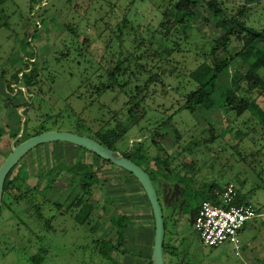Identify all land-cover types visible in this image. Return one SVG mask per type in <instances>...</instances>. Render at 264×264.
Instances as JSON below:
<instances>
[{"label": "rangeland", "instance_id": "obj_1", "mask_svg": "<svg viewBox=\"0 0 264 264\" xmlns=\"http://www.w3.org/2000/svg\"><path fill=\"white\" fill-rule=\"evenodd\" d=\"M133 1L94 0L89 3L87 0H73L72 3H68L67 0H0V130H3L4 135L0 139V164L5 161L12 148L14 140L11 141V136L21 130L18 136L22 139L26 121L30 129L48 122L47 125L53 131H57L58 128L52 125L53 121H47V114L55 116L62 113L63 118L60 121L64 120L63 129L73 132L78 129L84 135H90L88 127L93 132L99 130L111 119L113 112L122 110L120 112L123 123L128 122L127 108L124 107L127 99L120 96L118 100L113 101L114 94L109 92L95 103L93 109L81 115L84 121L80 128L75 129L77 116L70 115L67 103H70L77 112H82V103H89L91 100L88 97L84 102L75 99L67 101L71 88H66L61 78L65 79L71 72L83 74L85 69H88V73H92L95 68H86L84 64L74 62L58 64L54 61L57 57L54 52L62 50L66 53L68 46L71 47V51L77 47V39L68 31L62 32L60 36L55 33L59 31L60 25H77L81 22L79 43L81 44L84 38L82 36L89 38L90 48L86 45L85 48L94 59H99L104 53L103 40L99 39V36L105 28L101 18L99 19L100 16L103 18L107 16L105 22L114 26L122 21L124 12H129V18L133 19L132 15L137 11L140 13L137 23L144 26L142 30L146 33L149 24L153 29L160 25V15L156 11L170 9L168 0H149L144 3L139 0ZM221 1L229 19L236 17L246 2V0ZM113 5L117 6L110 13ZM250 8L248 23L261 31L264 29V0ZM208 12L200 8L201 17L192 21L185 28L184 33L179 31L177 35H174L173 40L180 43L182 49L181 53L173 54L176 61H179V71L175 75H167L164 78L165 87L160 84L150 89L144 104L145 111H141V114L146 112L144 120L117 146L121 154H133L138 148L143 147L140 159L144 163L140 164L149 170L155 167L154 158L159 148L165 151L175 148L177 132H179L182 134L184 145L190 142L197 144L189 153L190 158L194 161L199 160L201 166L205 164L196 177L198 183L216 182L224 190L228 183L232 182L241 192L244 201L257 210L259 216L248 221L241 231V244L238 246V251L230 243L210 248L203 244L195 231L191 213L187 212V207L192 205L187 201L188 198L172 185L171 198L167 201L165 188L162 190L159 181L154 177L166 224V264H264V189L259 188L263 185L264 157L261 155L251 157L252 153L257 151L264 152V138L260 134L261 131L258 129L256 141L253 144L249 138L241 135L239 129L242 122L250 117L249 115L240 118L233 125L230 124L229 119L223 117L218 108L211 112L197 111L194 114L187 110L178 112L179 108L186 103L187 95L197 89V82L207 81L212 76L213 61H207L208 64L203 65L204 55L211 46H216L215 41L221 40L231 26L226 25L221 16ZM47 17H51L53 21L40 30L41 25L36 22ZM97 19L96 26H92L91 23H95ZM52 28L54 33H51ZM48 30H50L49 37H44L38 47H33L31 45L33 43L30 44L36 32L38 37H41L39 35L48 33ZM51 38L55 42H52ZM127 45L129 48L134 46L129 41ZM172 46L171 43L170 47ZM229 48L232 52H237L241 44L232 38ZM36 50L39 52L36 57L38 66L48 61L50 71L60 74V77L53 86L54 89L51 90V84L43 76L40 84L42 92H38L36 88L34 93L37 96L30 101L32 95L26 88L17 84L14 89L22 92L14 94L9 85L14 76L28 65ZM219 55L224 56L223 49L219 51ZM45 57L48 59L46 60ZM93 65L95 66V63ZM247 70L246 65L239 66V72L246 73ZM259 74L264 79V70H260ZM74 81L77 82V78ZM229 81L230 77L227 74L223 75L219 91L225 90ZM258 103L264 112V96L258 100ZM101 106L102 110L99 111ZM164 122L168 123L163 129L166 137L161 140L157 138L158 147L151 144L148 138ZM229 124L233 127L232 136L228 135L225 138L217 136L216 142L207 148L204 141L211 138L209 128L214 127L217 133H221ZM68 145L72 144L61 143L57 148L44 147L40 150V155L51 166L79 160L82 156L81 149ZM84 157L95 165L100 177L108 179L106 184L98 189L95 198H103L106 195L114 198L118 203L111 209L132 218L131 227L126 232V245L120 247V250L126 249L129 253L124 258L113 254L114 258L121 264H150L155 238V222L151 215V205L145 200L144 190L123 169L104 163L96 156L91 158L88 154H84ZM176 180L178 181L177 176H172L168 180L162 178L163 184L169 182L176 185L178 184ZM69 181V178H65L55 189L42 190L37 196V203H44L43 212L47 213L42 221H32L30 215L23 212L25 205L18 208L16 215L6 207H2L0 264H35L31 258L37 255L43 258L41 264H116L101 257L95 247L97 238L91 234L88 226L77 221V212L67 214L51 211L54 209V202L65 200L69 193L67 188ZM180 188L182 189V186ZM185 203L188 206L184 212L179 213L178 206L183 207ZM96 235L110 242H116L117 239L109 219L103 221ZM37 237L41 240L39 241ZM40 249L44 250L43 255L40 254Z\"/></svg>", "mask_w": 264, "mask_h": 264}, {"label": "trees", "instance_id": "obj_2", "mask_svg": "<svg viewBox=\"0 0 264 264\" xmlns=\"http://www.w3.org/2000/svg\"><path fill=\"white\" fill-rule=\"evenodd\" d=\"M72 1L67 0L68 3H72ZM87 1L92 3L94 0ZM139 1L144 3L149 0ZM168 1L170 9L156 11L160 15V25L153 29L152 25L149 24L147 26L148 32L146 31V33L145 30H142L144 26L137 23L140 17V13L137 11L132 15L133 19L129 18V12H124L122 21L114 26H110L108 22H105L107 16L104 18L100 16L99 19L101 18L105 28L100 32L99 36V39L103 40L104 47V53L99 59H94L85 48V45L89 47V38L82 36L84 38L81 44L79 43L81 39V22L77 25H60L57 32L54 31V28L51 29V33L55 32L59 36L62 35V32L68 31L77 39L76 49L71 51L70 46H65L68 49L66 53L62 50L55 51L54 54L56 53L57 57L54 61L58 64L62 62L67 64L74 62L84 64L86 68H95V71L92 73H88V69H85L83 74L78 75L71 72L65 79L64 77L61 78L66 88H71L67 101L75 99L84 102L88 97L91 100L89 103H82V112H77L70 103H67L70 115L77 116L75 129L80 128V125L84 121L81 115L93 109L95 103L101 100L107 93L112 92L114 94L113 101L118 100L120 96H124L127 99V102L124 104V107L127 108V116L129 117L127 123H123V117L120 112L122 110H120L119 112H113L114 114L111 119L105 122L99 130L93 132L88 127L90 135H84L78 129L75 132H69L91 137L106 148L120 152L117 146L118 143L145 118L146 112L141 114V111H145L144 104L150 89L160 84L165 87L164 78L167 75H175L180 69L179 61H176L173 54L181 53L182 49L181 44L173 40L174 35H177L179 31L184 33L185 28L192 21L201 17L199 9L204 8L207 12L209 11L208 13L221 16L223 22L231 26L221 40L215 41L216 46H211L204 55L203 65L208 64L207 61H213L212 76L207 81L197 82V89L187 95L186 103L179 108L178 112L187 110L191 114H194L197 111L211 112L218 108L221 110L223 117L229 119L230 124L233 125L240 118L249 115L250 117L242 122L239 129L241 135L249 138L255 144L258 129L264 138V112L258 103V100L264 96V79L259 74L260 70H264V29L258 31L250 26L248 15L251 10L250 7L261 0H246L237 16L231 19L227 17L226 8L223 7L221 0ZM116 6L113 5L111 7L110 13H112V10ZM50 21H53L52 18L47 17L37 21L36 24L41 25L40 30H43V26H47L46 24ZM97 22L98 19L95 23H91V25L96 26ZM38 25L36 26L37 31L39 30ZM49 33L50 30H48V33L39 35L41 37H38V33L36 32L30 44L33 43L31 44L33 47H38L43 42L44 37H49ZM36 37H38L37 40ZM186 38H188V35H186ZM232 38L241 44V48L237 52H232L229 48ZM34 40H36V44ZM53 41L55 42L52 39ZM128 41L134 44V46L129 48L127 45ZM52 42L48 43L52 44ZM171 43L173 44L172 48L170 47ZM53 45L55 44L53 43ZM221 49L224 52L223 57L219 55ZM38 53L36 50L28 65L14 76L13 81L9 85L14 94L22 92L21 90H15V85L20 84L26 88L29 94L32 95L30 101H32L34 96H37L34 93L36 88L38 92H42L40 84L42 83L43 76L51 84V90L54 89L53 86L56 85L60 77V74L52 70L50 71L48 61L38 66V59H36L39 55ZM45 59L47 60L48 58L45 57ZM94 63L95 66L93 65ZM241 65L248 67L246 73L239 72V66ZM225 74L230 77V81L228 87L221 92L219 91V86L221 77ZM75 78H77V82L74 81ZM100 110H102V106L99 107ZM46 117L48 118L47 121H53L52 125L58 128L57 131H65L63 129L65 126L63 124L64 120L60 121L63 118L62 113H58L55 116L47 114ZM112 122H115V124H111ZM26 123L27 121L24 125L23 137L15 142V146L36 135L53 131L47 125L48 122L34 129L28 128ZM167 124V122H164L153 131L148 138L151 144L158 146L157 138L161 140L166 137L163 129ZM230 124L226 125L221 133H217L214 127L209 128L208 131L211 133V138L204 141L207 148H209L210 144L216 142L217 136L221 138H225L228 135L232 136L233 127ZM19 133H21V130H18L17 134L11 136V141L15 140ZM3 136V130H0V139ZM59 144L61 143L57 142L39 146L23 157L6 179L2 207H6L16 215L18 208L25 205L23 212L30 215L32 221H42L47 213L43 212L44 203H37V196L40 195L42 190L55 189L63 179L69 178L70 181L67 186L69 193L63 202H54V209L51 211L67 214L77 212V221L82 225L88 226V230L97 238L95 240V247L101 257L104 260L120 264L113 254L124 258L129 253L126 249L120 250V247L126 245V232L131 227L130 222L132 218L113 210V208L111 209L113 205L118 203L114 198L108 195L103 198H95L98 189L105 185L108 179L99 176L95 165L85 159L84 154H88L91 158L93 156L100 158L99 156L73 144V146H68L79 148L82 153V156L77 161L59 166H51L40 155L42 148L48 146L57 148ZM175 145V148L171 151L159 148L154 158L155 167L153 169L148 168L149 170L144 168V170L150 174L153 182H155L154 177L161 183L163 182L162 178L168 180L172 176H177L178 181L176 180L175 182L182 186L183 195L188 198L187 201L191 202L192 205L190 204L189 208L193 210L194 217H196L204 201H212L215 204L220 203L223 188L216 182L198 183L196 177L205 164L201 166L199 160L194 161L190 158L189 153L197 145L195 142L184 145L182 134L177 132ZM142 148H138L136 153L133 154H123L142 167L140 164L144 163L140 159ZM258 155L264 157V152L257 151L254 154L252 153L251 157L255 158ZM100 160L113 165L102 158ZM2 164H0V167ZM127 173L138 182L131 173ZM262 180L263 185H260L259 188L264 189V178ZM230 183L232 182L228 184ZM138 185L142 188L139 182ZM235 189L237 191L235 203L250 205V203L244 201L241 192L237 188ZM144 197L149 203L146 194ZM66 205L68 206L66 207ZM151 215L154 220L153 211ZM106 219H109L116 233V242L102 240L96 235L97 231L101 229L103 221ZM37 239L41 240L38 237ZM40 251V254L43 255L44 250L40 249ZM31 261L35 264H41L43 258H39L37 255L33 256ZM150 264H152V255Z\"/></svg>", "mask_w": 264, "mask_h": 264}, {"label": "water", "instance_id": "obj_3", "mask_svg": "<svg viewBox=\"0 0 264 264\" xmlns=\"http://www.w3.org/2000/svg\"><path fill=\"white\" fill-rule=\"evenodd\" d=\"M20 138L21 136H18L14 140V142L12 143L10 154L7 156V158L0 167V215L2 212L4 186L6 179L9 176L10 172L14 169V167L23 159V157L30 151L42 145L57 142L71 143L77 147L88 150L89 152L94 153L103 160L111 162L114 166L131 173L138 180L149 200L154 215L155 238L153 243L152 264H166L164 249L166 224L163 207L158 195L157 188L150 174L145 171L144 168L129 159L126 155L121 154L120 152H116L112 149L106 148L101 143L91 137L82 136L69 131L45 132L31 137L15 146V142ZM173 186L182 191L179 184H173ZM191 216L193 224V211L191 212Z\"/></svg>", "mask_w": 264, "mask_h": 264}, {"label": "built area", "instance_id": "obj_4", "mask_svg": "<svg viewBox=\"0 0 264 264\" xmlns=\"http://www.w3.org/2000/svg\"><path fill=\"white\" fill-rule=\"evenodd\" d=\"M236 199L235 185L230 183L224 188L219 204L212 201L201 204L194 227L205 246L215 248L230 243L238 251L241 231L259 215L253 205L236 204Z\"/></svg>", "mask_w": 264, "mask_h": 264}, {"label": "flooded vegetation", "instance_id": "obj_5", "mask_svg": "<svg viewBox=\"0 0 264 264\" xmlns=\"http://www.w3.org/2000/svg\"><path fill=\"white\" fill-rule=\"evenodd\" d=\"M164 182H161V183H159V185H160V187H161V189L163 190V188H165V198L167 199V201L168 200H170V198H171V194H172V192H171V188H172V185L173 184H169V182H166V184H163ZM188 205H186V203H185V205L183 206V207H181V206H178V212L179 213H182V212H184L185 211V208L187 207ZM190 207V206H189ZM189 207H187L188 208V211L187 212H190L191 213V211H193L192 209H190ZM176 211V212H177ZM170 250V249H169ZM173 252V251H172ZM172 254V253H171ZM173 254H174V252H173ZM172 254V255H173ZM166 262V261H165ZM120 264H121V262H120Z\"/></svg>", "mask_w": 264, "mask_h": 264}]
</instances>
